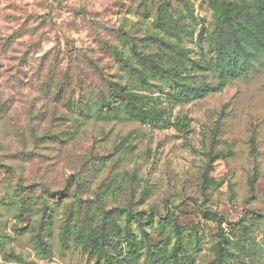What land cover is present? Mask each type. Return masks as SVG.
<instances>
[{"label": "rangeland", "instance_id": "obj_1", "mask_svg": "<svg viewBox=\"0 0 264 264\" xmlns=\"http://www.w3.org/2000/svg\"><path fill=\"white\" fill-rule=\"evenodd\" d=\"M102 227L112 264H264L254 0H0V264H107Z\"/></svg>", "mask_w": 264, "mask_h": 264}, {"label": "trees", "instance_id": "obj_2", "mask_svg": "<svg viewBox=\"0 0 264 264\" xmlns=\"http://www.w3.org/2000/svg\"><path fill=\"white\" fill-rule=\"evenodd\" d=\"M256 5L257 12L262 20H264V0H254ZM250 10L249 5L243 4L240 6H233L232 4H227L224 10L223 19L217 23L215 28L216 33V46H217V54L220 58L223 59H230V53L232 50L236 51L242 58H243V65L249 64L255 57L256 54L250 51L247 46L243 43V36L240 32V27L242 24L241 22H237V18L246 14ZM154 62V60H153ZM152 64L154 65L155 63ZM217 131L214 132V136H216ZM215 137L213 138L212 144L210 146L208 152V162L206 164L205 170V177L207 178L208 173L212 170L214 162L222 158L223 156L220 154H214L215 150ZM253 141V146L255 147V141ZM60 192V191H59ZM116 210H122L121 208H113L109 212H113ZM140 213H133L132 211L129 212V216L133 215L134 217L139 216ZM105 227H102L101 235L102 241L99 243V240H90L88 242L89 246H94L95 248L99 249L105 257L107 264H112L110 260V253L106 249V244L111 243V236L110 233L105 230ZM114 229V228H113ZM175 230L177 233H181V230L178 226L175 225ZM78 242L81 243V240L78 239ZM45 247V246H44ZM177 248H175L174 256L172 258L177 257ZM188 257H190L188 255ZM175 260V259H173ZM210 264H227V249L222 245L219 244L218 250L216 253L215 260Z\"/></svg>", "mask_w": 264, "mask_h": 264}]
</instances>
